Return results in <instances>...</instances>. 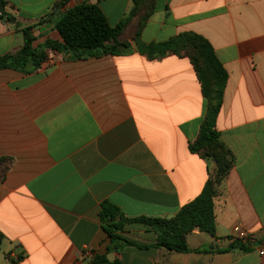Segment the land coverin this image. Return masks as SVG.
Masks as SVG:
<instances>
[{"label": "crops", "instance_id": "1", "mask_svg": "<svg viewBox=\"0 0 264 264\" xmlns=\"http://www.w3.org/2000/svg\"><path fill=\"white\" fill-rule=\"evenodd\" d=\"M4 1L13 21L0 18V57L22 49L26 29L34 48L61 43L54 21L83 3L98 5L111 27L133 9L132 0ZM136 20L120 55L0 69V264H86L87 249L104 255L111 241L104 202L127 218L171 219L201 195L217 167L190 150L207 110L198 75L187 57L150 58L139 47L184 33L206 39L228 74L216 131L233 165L214 200L215 235L196 229L190 252H169L154 247L147 226L128 224L121 235L150 248L107 259L264 264L256 245L228 240L236 226L264 238V0H154L138 39Z\"/></svg>", "mask_w": 264, "mask_h": 264}, {"label": "trees", "instance_id": "2", "mask_svg": "<svg viewBox=\"0 0 264 264\" xmlns=\"http://www.w3.org/2000/svg\"><path fill=\"white\" fill-rule=\"evenodd\" d=\"M68 1L62 0L57 6L61 7ZM132 2L133 9L128 17L116 27L109 25L104 13L96 4L83 3L62 12L54 21V27L60 33L62 42L48 41L42 49L34 48L36 39L31 34V29L24 30V46L14 55L0 57V69H13L22 73L34 72L41 67L49 49L69 55L72 59L102 54L120 55L128 51L130 44L121 40L123 31L134 19H137L135 38L138 39L154 9V0H132ZM5 7V1L0 0L1 14H4ZM8 20L13 21L9 16ZM139 47L142 53L150 58L176 54L190 59L207 101L206 115L200 134L197 141L190 146V150L192 153L213 160L217 171L208 180L201 195L184 206L171 219L127 218L118 207L110 202H104L101 205L99 217L111 241L106 254H95L91 260L85 261L86 264H121L119 261H109L107 255L120 252L125 247L138 246L121 235L128 224L139 223L147 226L157 235V243L154 247L163 248L169 252H190L187 237L196 229L214 236L216 231L214 200L218 195L219 186L233 165L231 152L220 141L216 131L228 74L209 42L197 34L184 33L163 43L140 44ZM5 163L6 159H0L1 167ZM4 170L5 166L2 168V171ZM3 176L4 174H1L0 178ZM138 247L150 248L149 246Z\"/></svg>", "mask_w": 264, "mask_h": 264}, {"label": "built area", "instance_id": "3", "mask_svg": "<svg viewBox=\"0 0 264 264\" xmlns=\"http://www.w3.org/2000/svg\"><path fill=\"white\" fill-rule=\"evenodd\" d=\"M7 13L6 11L4 12V14L0 13V18H6L7 17ZM62 54L58 53L56 51L53 50H47L46 53V58L42 63L43 67H50V66H54L56 65L59 61H61L62 59ZM231 243H240L242 245H246V246H253L256 245L258 247V253L260 256H264V238H259L257 237V235L252 234V233H248L247 231H245L241 226H236L233 229V232L230 236V238L228 239ZM95 255V253L90 250L87 249L84 253V258L91 260L93 258V256Z\"/></svg>", "mask_w": 264, "mask_h": 264}, {"label": "water", "instance_id": "4", "mask_svg": "<svg viewBox=\"0 0 264 264\" xmlns=\"http://www.w3.org/2000/svg\"><path fill=\"white\" fill-rule=\"evenodd\" d=\"M0 243H1V240H0Z\"/></svg>", "mask_w": 264, "mask_h": 264}]
</instances>
